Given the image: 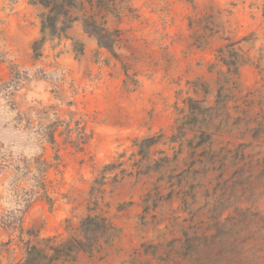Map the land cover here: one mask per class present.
Masks as SVG:
<instances>
[{
  "label": "rangeland",
  "instance_id": "374dc122",
  "mask_svg": "<svg viewBox=\"0 0 264 264\" xmlns=\"http://www.w3.org/2000/svg\"><path fill=\"white\" fill-rule=\"evenodd\" d=\"M46 12L0 0V144L32 171L0 169V264L81 238L88 216L115 238L56 264H264V0H83L76 15L118 35L117 57L78 21L36 59ZM18 112L34 131L74 115L92 139L43 150ZM40 157L57 165L52 204L29 194Z\"/></svg>",
  "mask_w": 264,
  "mask_h": 264
},
{
  "label": "trees",
  "instance_id": "16d2710c",
  "mask_svg": "<svg viewBox=\"0 0 264 264\" xmlns=\"http://www.w3.org/2000/svg\"><path fill=\"white\" fill-rule=\"evenodd\" d=\"M32 3L40 4L47 10L42 16L41 38L33 43L34 57L36 59L42 57L43 47L48 39L60 38L66 35L73 24L78 21L83 22L87 33L97 37L101 47L106 48L117 57L115 43L118 35L107 31L85 15H76V11L80 10L83 6V0H32ZM22 82L23 76L17 73L10 82L5 83V87L9 89L8 96H12L13 90H17ZM11 108L13 109V107ZM13 129L22 131L27 136L34 132L33 134L36 135L38 144L42 146L43 150H46L43 147L44 144L50 145L53 149L58 147V137L62 139V144L71 145L80 150L92 139V133L87 132L85 121L82 119H74V115L70 121L57 117L48 124H41L40 129L34 131V125L28 114L18 112L14 119ZM201 139L203 142H206L207 135H202ZM141 144L146 146L141 147V152H143L145 148H150L155 145L156 141L153 138H147ZM201 144L202 141L199 145ZM3 149V145L0 144V169L4 170L8 163L14 172V180L18 181L27 178L32 173L31 162L27 159H18L16 161L12 158L9 159L11 155L9 156ZM59 159L60 156L56 153L55 160ZM34 166L36 173L32 180L35 182L36 190L30 191L29 194L48 199L52 204L51 199L47 195L46 174L57 165L40 157L34 161ZM117 232L118 230L108 219L99 216H88L82 222L80 229L81 238L72 237L64 243L58 246L48 247V249L37 246L29 247L25 261L19 264H56L63 259H74L80 252H85L93 256L103 248V242L110 244ZM53 239L49 238L46 242L49 243Z\"/></svg>",
  "mask_w": 264,
  "mask_h": 264
}]
</instances>
